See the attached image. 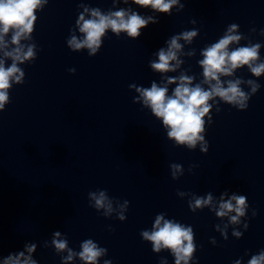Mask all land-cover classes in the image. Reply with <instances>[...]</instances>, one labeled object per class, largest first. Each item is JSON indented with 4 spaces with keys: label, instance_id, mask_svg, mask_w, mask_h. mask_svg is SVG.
Instances as JSON below:
<instances>
[{
    "label": "water",
    "instance_id": "obj_1",
    "mask_svg": "<svg viewBox=\"0 0 264 264\" xmlns=\"http://www.w3.org/2000/svg\"><path fill=\"white\" fill-rule=\"evenodd\" d=\"M182 2L181 13L161 14L159 23L149 25L136 40L109 33L94 57L87 55L88 49L72 52L66 43L72 34L82 36L74 26L77 5L107 10L123 7L122 0L115 5L113 0H44L37 8L31 38L21 40L34 45L36 60L20 65L25 83L9 89L11 102L0 112V256L26 240L49 239L58 229L76 250L88 237L106 247L101 264L104 259L112 264H174L169 249L154 253L139 235L151 230L161 212L166 219L193 226L196 243L202 245L194 253L199 264H231L246 249L264 248V74L255 77L244 66L224 78H240L251 99L244 111L226 103L213 107L206 154L173 146L159 120L132 102L138 94L129 90L130 83L149 86L157 79L148 68L151 53L173 33L191 29L192 19L200 34L184 44L183 51L194 50V55L181 57V68L197 77L194 83L202 78L196 63L202 58L200 49L228 24H239L241 43L264 42V34L252 28L264 27V0ZM259 52L264 59V47ZM11 62L5 58L6 66ZM73 67L74 74L68 71ZM249 79L260 85L257 92ZM173 162L185 169L178 180L170 175ZM190 164L197 165L191 173ZM103 189L110 198L118 197L106 216L90 208L87 198L90 190ZM224 189L246 195L250 205L249 228L239 240L229 230L224 241L214 230L219 221L212 213H192L187 198L176 195L180 190L218 196ZM213 236L216 246L209 243ZM35 256L40 264H60L50 248L38 246Z\"/></svg>",
    "mask_w": 264,
    "mask_h": 264
},
{
    "label": "clouds",
    "instance_id": "obj_2",
    "mask_svg": "<svg viewBox=\"0 0 264 264\" xmlns=\"http://www.w3.org/2000/svg\"><path fill=\"white\" fill-rule=\"evenodd\" d=\"M44 0H0V112H3L11 102L10 91L13 85L25 83V70L20 67L25 61L34 62L36 53L34 45H25L21 40L30 39L34 22L37 20L36 10ZM123 7H110L101 10L98 6H89L80 3L77 5V16L74 26L82 36L75 34L67 39L70 51L79 52L88 49L87 55L94 57L100 51L104 40L109 33L117 39L121 33L125 38L136 40L149 25L159 23L161 14L172 16L181 13L185 4L182 0H122ZM115 5V0H113ZM87 17V18H86ZM191 29H182L167 37L163 44L151 53L148 68L156 74L149 86L132 82L129 90L134 89L138 95H133L132 102L139 103L141 108L147 109L150 114L159 120L164 129L166 138L173 146L183 147L189 151L199 149L202 154L209 150L206 139L207 128L213 124L212 109L221 103H226L238 111L247 110L251 97L241 89V79H224L234 75L235 70L244 66L255 77L264 74V59L259 50L264 42L241 43L244 33L237 31L239 24H228L222 34L214 41L207 43L200 49L201 59L196 63L202 69L198 82L195 75H190L181 66L185 61L183 56L194 55L193 51L184 52V44H192L194 38L200 34V28L195 27L197 21H189ZM264 34V27H252ZM11 35L9 37V33ZM183 42V43H181ZM14 45V47H11ZM231 46V47H230ZM5 58L11 59V64L5 65ZM179 70V71H178ZM72 74L76 69L69 68ZM170 73H173L170 75ZM252 92L255 93L260 85L253 80ZM174 85V87L170 86ZM221 109L216 107V112ZM199 145V146H198ZM195 164H190L187 171L192 172ZM170 175L178 180L184 175L185 169L180 163L169 164ZM107 189L90 190L87 194L88 206L99 215H108L114 211L113 199L109 197ZM179 198H187L188 209L192 213L207 209L219 223L214 224L224 241L231 236L241 239L249 228L250 205L246 195L224 189L219 195L211 191L203 195L191 191L177 190ZM129 202L125 200L127 205ZM103 210V212H101ZM257 210L251 209V218H255ZM120 220L126 217L121 213ZM142 241L150 242L151 251L158 253L161 249H169L174 257V264H199V257L194 255L198 247L195 233L191 224H186L172 217L165 218L164 213H157L151 230L139 232ZM209 243L217 245V239L209 237ZM50 248L59 257L60 264H101V257L108 252L91 237L80 241L76 250L70 246L67 233L60 230L52 231L50 238L42 242L26 240L22 247L9 251L0 256V264H40L35 254L37 248ZM102 264H112L111 259H104ZM231 264H264V248L255 252L245 250L243 255L231 261Z\"/></svg>",
    "mask_w": 264,
    "mask_h": 264
}]
</instances>
